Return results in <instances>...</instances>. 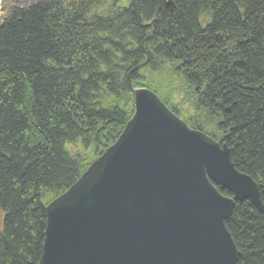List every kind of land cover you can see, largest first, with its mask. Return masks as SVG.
I'll return each instance as SVG.
<instances>
[{
	"label": "trees",
	"instance_id": "obj_1",
	"mask_svg": "<svg viewBox=\"0 0 264 264\" xmlns=\"http://www.w3.org/2000/svg\"><path fill=\"white\" fill-rule=\"evenodd\" d=\"M172 2L166 14V0L107 11L105 0H41L0 24V264H39L47 202L82 174L65 147L119 137L134 108L122 71L147 57L202 91L193 128L216 124L264 203V0ZM101 93L126 107L99 108ZM226 226L238 264H264V216L249 200Z\"/></svg>",
	"mask_w": 264,
	"mask_h": 264
},
{
	"label": "water",
	"instance_id": "obj_2",
	"mask_svg": "<svg viewBox=\"0 0 264 264\" xmlns=\"http://www.w3.org/2000/svg\"><path fill=\"white\" fill-rule=\"evenodd\" d=\"M130 88L133 115L117 141L46 206L39 264H238L226 221L245 200L264 216L259 185L225 144L150 89Z\"/></svg>",
	"mask_w": 264,
	"mask_h": 264
},
{
	"label": "rangeland",
	"instance_id": "obj_3",
	"mask_svg": "<svg viewBox=\"0 0 264 264\" xmlns=\"http://www.w3.org/2000/svg\"><path fill=\"white\" fill-rule=\"evenodd\" d=\"M41 0H0V24L4 20V18L11 14V12L15 9L25 8L29 5H32ZM106 4L104 7V11L110 9H120L128 7L133 0H105ZM152 34H149L150 38ZM145 48V46H143ZM146 49V48H145ZM147 55V53H146ZM146 57V56H145ZM148 58V57H147ZM147 59L144 61L146 62ZM143 62V63H144ZM149 63V60H148ZM145 65L142 68H139L136 75V79L132 78L131 70H127L129 66L126 67L122 71V79H129V87L132 85L135 88H148L153 91L159 99L168 107V109L174 113L180 120L185 122L191 129L201 131L193 128V121H204L201 114H198L197 103H203V96L201 94L202 91L198 90L194 86H190L183 82L176 74H173L169 65H167L164 61H159V63L155 66V68L150 65ZM142 63L138 64L141 65ZM137 65V66H138ZM121 66V64H118ZM132 67V65H130ZM171 73H170V72ZM136 80V85H135ZM131 90V88H130ZM132 92V91H131ZM133 94V93H132ZM99 108L101 109H111L114 106H120L121 108L126 107V103L121 98H114L106 93H101L97 100ZM196 104V105H195ZM133 105H134V97H133ZM206 112L204 113V115ZM207 121V120H206ZM214 141H220L218 134H220L219 128H216V124H209L205 131H201ZM118 139V138H117ZM105 142L103 143L101 148H97L94 142L90 144H85L83 141L79 143H69L65 147L69 157L74 160L79 167V170L82 171V174L89 168V166L97 160L110 146H112L116 141ZM77 182V181H76ZM75 182V183H76ZM66 192V191H65ZM64 192V193H65ZM225 191L222 193L224 194ZM63 194V193H62ZM50 192L46 191V196L50 198ZM228 195L230 196L229 192ZM60 196V195H59ZM58 196V197H59ZM56 197V198H58ZM54 198L53 200H55ZM48 200V201H49ZM52 200V201H53ZM51 202V201H50ZM47 202V205L50 203Z\"/></svg>",
	"mask_w": 264,
	"mask_h": 264
}]
</instances>
